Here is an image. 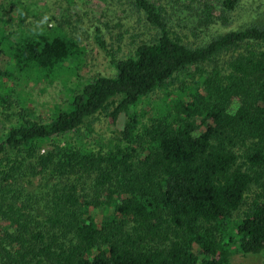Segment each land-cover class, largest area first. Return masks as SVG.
I'll use <instances>...</instances> for the list:
<instances>
[{
    "label": "trees",
    "instance_id": "16d2710c",
    "mask_svg": "<svg viewBox=\"0 0 264 264\" xmlns=\"http://www.w3.org/2000/svg\"><path fill=\"white\" fill-rule=\"evenodd\" d=\"M125 1L146 39L47 121L14 84L68 74L83 49L60 25L0 27V116L14 118L0 133V264L264 253V11L235 26L244 0ZM96 115L106 141L92 138Z\"/></svg>",
    "mask_w": 264,
    "mask_h": 264
},
{
    "label": "rangeland",
    "instance_id": "374dc122",
    "mask_svg": "<svg viewBox=\"0 0 264 264\" xmlns=\"http://www.w3.org/2000/svg\"><path fill=\"white\" fill-rule=\"evenodd\" d=\"M0 5V27L5 31L60 25L83 49L81 57L70 62L68 74L34 84L20 79L14 84L12 98L23 101L29 117L38 121H47L59 110L67 109L75 88H81L91 77L112 75L114 66L111 58L131 54L135 46L146 39L139 16L125 0H0ZM259 11H264V0H244L235 26ZM96 26L102 30L105 49L95 41ZM156 96H162L161 90H157L149 100H142L137 107L140 110L148 108ZM13 119V114L0 116V133ZM122 122L123 117L120 116L118 128ZM91 127L92 138L101 137L106 141L112 137L105 116L96 115ZM263 257L264 253L241 254L234 249L230 255L231 264H261Z\"/></svg>",
    "mask_w": 264,
    "mask_h": 264
}]
</instances>
